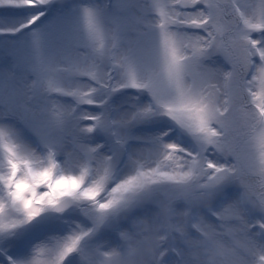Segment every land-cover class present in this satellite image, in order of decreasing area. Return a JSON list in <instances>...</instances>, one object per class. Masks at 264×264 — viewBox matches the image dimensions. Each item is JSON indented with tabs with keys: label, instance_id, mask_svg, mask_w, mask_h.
Returning <instances> with one entry per match:
<instances>
[{
	"label": "snow or ice",
	"instance_id": "obj_1",
	"mask_svg": "<svg viewBox=\"0 0 264 264\" xmlns=\"http://www.w3.org/2000/svg\"><path fill=\"white\" fill-rule=\"evenodd\" d=\"M0 264H264V0H0Z\"/></svg>",
	"mask_w": 264,
	"mask_h": 264
}]
</instances>
